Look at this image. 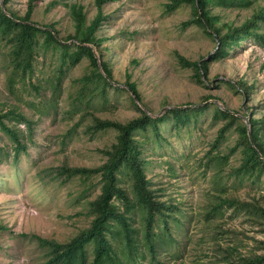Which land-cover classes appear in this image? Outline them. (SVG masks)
Wrapping results in <instances>:
<instances>
[{
	"label": "rangeland",
	"instance_id": "1",
	"mask_svg": "<svg viewBox=\"0 0 264 264\" xmlns=\"http://www.w3.org/2000/svg\"><path fill=\"white\" fill-rule=\"evenodd\" d=\"M28 1L9 0L5 7L23 16ZM169 2L102 4L105 18L97 34L106 38L101 48L107 47L103 57L114 82L104 88L87 78L93 65L85 54L71 63L58 50L37 46L31 67L24 69L17 28L0 31V114L25 144L15 154V141L0 127V264H42L49 249L33 234L65 242L88 226L93 217L89 202L100 192V172L65 177L58 168L100 166L106 159L100 150L115 141L116 132L98 128L93 116L125 121L140 114L137 106L157 115L171 107L207 105L183 123L175 124L169 114L158 123L157 132L150 126L134 132L149 186L171 208L165 209L170 214L166 223L160 215L153 220V252L138 232L141 255L131 264H240L241 255L264 252V214L216 205L219 198L233 196L264 207V170L240 169L242 148L235 146L237 125L245 122L240 115L250 117L251 106L257 118L264 114V43L252 37L241 40L226 57L209 63L201 83L176 54L189 60L205 58L217 42L203 26L185 24L194 17L191 4L169 9ZM70 3L83 6L87 21L96 13L95 0H33L30 19L54 23L59 35H66L73 30ZM259 7L264 0H246L245 5L230 0L212 3L210 12L224 31ZM256 29L264 34V21L258 20ZM126 73L141 96L137 105L126 90ZM226 80H244L253 88L245 98ZM215 105L240 117L221 134L224 120L215 116ZM18 113L23 119L14 117ZM257 127L263 132L264 121ZM118 177L132 195L127 169ZM117 205L123 209L120 201ZM129 214L141 231V210ZM86 250L90 259L92 246Z\"/></svg>",
	"mask_w": 264,
	"mask_h": 264
},
{
	"label": "trees",
	"instance_id": "2",
	"mask_svg": "<svg viewBox=\"0 0 264 264\" xmlns=\"http://www.w3.org/2000/svg\"><path fill=\"white\" fill-rule=\"evenodd\" d=\"M8 1L0 0V31H6L11 27L17 28V36L20 42L19 50L21 51L23 47L25 53L22 66L24 69L31 67L37 46H41L43 49H56L63 58L68 59L71 63H76L82 54H85L93 65L92 74L87 78L96 81V87L112 86L110 80H113V77L109 61L103 57L104 50H107V47L101 48L102 42L106 38L97 34L101 21L105 18L101 6L107 0H95L96 13L89 21L86 19V12L81 4L70 3L68 9L73 30L66 35H59L54 23L40 24L30 19L33 0L28 1L23 16H19L8 7H5ZM227 1L230 0H170L167 4L169 9L183 3L191 4L194 17L185 21V24L191 22L203 26L206 32L215 38L217 42L213 52L208 53L205 58L189 60L181 54H176L178 62L184 67L192 68L197 81L201 83H203L202 78L207 79L209 63L226 57L229 50L236 48L241 40L252 37L264 43V34L256 29L258 20L264 21V7L254 9L252 14L241 24L228 25L224 31H221V26L214 24L215 19L218 17L211 14L210 5ZM238 1L241 5L246 4V0ZM93 48L100 58L102 71L99 68ZM125 76L127 78L124 82L127 87L126 90L133 92L137 100L141 101L135 82L129 80V73H126ZM226 82L232 87L236 85V89L241 90L245 98L249 96V92L253 88L251 84L247 85L244 80L235 82L226 80ZM129 97L137 105L131 93ZM209 98L210 96L206 97L204 101ZM206 106L205 104L197 107H171L167 108L164 113H158L157 115H153L150 110L137 106L140 114L125 121L101 119L93 116L98 128L109 127L116 132L115 141L109 147L100 150L106 155L105 161L96 168L59 167L57 171L59 174H64L65 177L72 175L89 176L91 173L100 172V192L95 199L89 202L93 217L88 226L80 228L65 242L33 234L32 236L38 239L41 247L49 249V257L42 264H131L136 256L141 255L138 232L140 236L142 233L147 247L153 252V220L156 215H160L166 223V217L170 214H166L165 209L171 208V204L158 199L154 189L149 186L150 181L145 174V162L140 156V143L135 138L134 132L144 130L148 126L157 132L158 123L164 121L169 114L175 124L183 123L190 117V114L195 115ZM244 108L249 109L246 104ZM250 109H253L249 117L250 128L247 129L245 122L237 125L239 138L235 146L240 145L242 148V164L239 168L256 169L261 172L264 170V142L261 141L264 131L261 132V128L257 127V124L258 122L263 123L264 114L257 118L254 108L251 106ZM10 112L12 113L11 110ZM214 114L217 118L224 120L219 134L229 128L236 120H240L237 111L217 105L214 106ZM243 114L246 115V112ZM4 116L6 115L0 114V127L15 141V154H17L21 149H25V144L19 141L15 130L3 121ZM14 117L23 119L21 113ZM122 168L127 169L130 173L132 195L129 194L125 186L119 183L118 173ZM117 201L122 203L123 209L117 205ZM216 205L253 208L264 214V207L258 202L245 201L233 196L219 198ZM135 209H140L144 217L141 231L131 222L132 215L129 213ZM89 244L92 246L90 259L87 258L86 250ZM239 262L240 264L264 263V252L241 255Z\"/></svg>",
	"mask_w": 264,
	"mask_h": 264
},
{
	"label": "water",
	"instance_id": "3",
	"mask_svg": "<svg viewBox=\"0 0 264 264\" xmlns=\"http://www.w3.org/2000/svg\"><path fill=\"white\" fill-rule=\"evenodd\" d=\"M94 54H95V56H98L97 53H96V51L94 52ZM98 62H99V60H98ZM98 65H99V67H100V69H101V71H102V68H101V66H100V63H99ZM110 81H111V83H114L112 80H110ZM130 93L132 94V97H134L135 101L138 102V103H140V102L137 100V98L134 96L133 92H130ZM240 117H241L242 119H244V121H245V123H246V125H247V129H248V128H249V116H248V115H244V116L240 115ZM249 139H250V141H251V143H252V140H251V137H250V136H249ZM252 145H253V143H252Z\"/></svg>",
	"mask_w": 264,
	"mask_h": 264
}]
</instances>
